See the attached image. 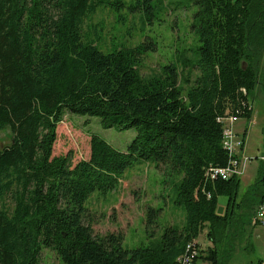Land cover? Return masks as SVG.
<instances>
[{"label": "trees", "instance_id": "obj_1", "mask_svg": "<svg viewBox=\"0 0 264 264\" xmlns=\"http://www.w3.org/2000/svg\"><path fill=\"white\" fill-rule=\"evenodd\" d=\"M191 1L193 57L182 52L180 65L145 76L139 55L154 43L105 50L99 35L84 32L100 8L121 15L125 0H0V131L13 132L0 148V264H40L43 249L64 264H177L204 231L212 246L194 264H230L243 240L251 248L246 226L264 204V171L239 194L241 177L211 179L207 170L229 162L218 119L236 112L252 118L246 103L264 55V0ZM153 2L134 5L149 14ZM66 111L99 116L105 128H133L136 136L121 151L92 134L89 156L73 163L72 151L54 155ZM138 160L175 175L185 217L181 227L125 248L124 233L94 232L86 201L117 189ZM222 195L228 203L220 214ZM160 210L148 209L147 229Z\"/></svg>", "mask_w": 264, "mask_h": 264}, {"label": "rangeland", "instance_id": "obj_2", "mask_svg": "<svg viewBox=\"0 0 264 264\" xmlns=\"http://www.w3.org/2000/svg\"><path fill=\"white\" fill-rule=\"evenodd\" d=\"M125 4L121 15L110 8H100L85 21L86 35L92 38L99 35L100 40H97V43L105 50L122 43L129 47H136L142 42L154 43L153 50L139 55V70L145 76L159 73L164 64L170 62L178 64L182 52L188 57L192 56L189 49L197 43L191 26L193 13L197 9L193 1L154 0L153 13L149 14L135 6V0H125ZM192 61L197 62V59L194 57ZM194 72V75L198 72L197 68ZM249 98L254 109V120L249 126L245 153L251 159L244 174L240 176L242 182L239 194H243L249 184L254 183L261 171H264V161L261 160V155L264 153V55L259 82ZM57 132L54 155L72 151L73 163L89 156L92 134L100 135L121 151H126L136 136V130L133 128L125 130H119L115 126L105 128L99 116L76 114L70 111H66ZM12 140L13 132L9 127L0 131V148L8 145ZM174 177L173 174L160 171L153 162L136 161L126 169L117 189L108 193L94 192L86 201L88 221L94 232L100 235L122 232L125 235L123 246L136 248L146 244L151 233L159 236L169 225L181 227L184 223L185 210L176 201ZM227 203V196L219 197L218 213L226 212ZM149 208L161 210L156 216V222L147 229ZM246 228L251 233L252 246L248 249L247 241L243 240L236 248L230 264H256L259 259H264V226L248 224ZM198 240L202 250L212 246L206 231ZM40 264L64 263L53 250L43 249ZM197 264L209 263L199 259Z\"/></svg>", "mask_w": 264, "mask_h": 264}, {"label": "built area", "instance_id": "obj_3", "mask_svg": "<svg viewBox=\"0 0 264 264\" xmlns=\"http://www.w3.org/2000/svg\"><path fill=\"white\" fill-rule=\"evenodd\" d=\"M244 94H247L245 88L241 89ZM252 104L246 103L247 108ZM244 112V111H243ZM240 112L227 113L218 120L222 123L223 128V145L229 153V162L224 167H210L207 170V176L211 179L217 177L229 179L233 176H242L251 157L246 155V136L244 132L240 133L237 130V122L242 119ZM261 160L264 161V154L261 155ZM254 225L264 226V204L258 207ZM201 243L198 239L190 242L186 246L185 253L178 258L177 264H194V261L200 254Z\"/></svg>", "mask_w": 264, "mask_h": 264}, {"label": "crops", "instance_id": "obj_4", "mask_svg": "<svg viewBox=\"0 0 264 264\" xmlns=\"http://www.w3.org/2000/svg\"><path fill=\"white\" fill-rule=\"evenodd\" d=\"M254 120V109H253V114H252V118L249 119H245L242 118L237 122V130L238 132L242 133L245 130H247V134H246V147H247V141H248V137H249V131H250V123L251 121ZM264 154V153H263Z\"/></svg>", "mask_w": 264, "mask_h": 264}]
</instances>
